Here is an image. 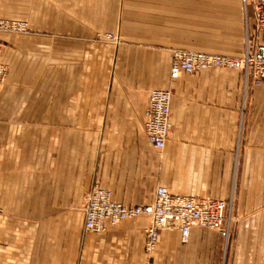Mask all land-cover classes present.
<instances>
[{
    "label": "crops",
    "instance_id": "0c3cea01",
    "mask_svg": "<svg viewBox=\"0 0 264 264\" xmlns=\"http://www.w3.org/2000/svg\"><path fill=\"white\" fill-rule=\"evenodd\" d=\"M217 1L0 0V17L35 31L0 32V264H264V82L220 68L170 79L174 49L264 45L252 0ZM195 10L216 12V25ZM157 89L172 96L160 154L144 129ZM94 185L127 206L152 204L160 186L231 200V238L194 227L184 243L163 230L148 255L149 216L86 232Z\"/></svg>",
    "mask_w": 264,
    "mask_h": 264
},
{
    "label": "built area",
    "instance_id": "2783aa9c",
    "mask_svg": "<svg viewBox=\"0 0 264 264\" xmlns=\"http://www.w3.org/2000/svg\"><path fill=\"white\" fill-rule=\"evenodd\" d=\"M259 29L264 28V0H252ZM244 5L247 0H243ZM0 32L27 35L31 33L29 24L22 20L0 17ZM105 38L120 44L119 35L109 33ZM212 68L243 72L246 82L260 86L264 82V45L254 50L247 48L242 55H220L188 49L172 51L170 79H179L183 74H192ZM9 76L7 65L0 61V84ZM172 96L169 90H153L145 112V135L148 142L160 154L173 128L171 120ZM85 231L102 233L124 221L140 216H149L151 225L146 229V253L151 255L158 244L160 232L178 230L182 242L189 240L194 227L223 233L226 241L231 238L233 222V202L215 199H195L174 195L168 188L156 189L152 204L127 206L116 202L112 191L94 185L84 202Z\"/></svg>",
    "mask_w": 264,
    "mask_h": 264
},
{
    "label": "rangeland",
    "instance_id": "374dc122",
    "mask_svg": "<svg viewBox=\"0 0 264 264\" xmlns=\"http://www.w3.org/2000/svg\"><path fill=\"white\" fill-rule=\"evenodd\" d=\"M194 2H195V9H197V7H196V4H199V3H210L211 5H213V4H217L218 3V1L217 0H194ZM242 2H243V0H242ZM226 3H229V0H226ZM244 4V3H243ZM199 9V8H198ZM217 13L216 12H213V11H209L208 13L207 12H200V11H194V20H195V22H196V20H203V22H205L206 23V21L207 22H210L209 20H211V22L209 23L210 25H216V23L217 22H215V21H213V20H216V18H214L215 16L214 15H216ZM202 15H204V16H202ZM4 19H7V18H4ZM16 20H19V19H16ZM22 21H25V20H22ZM25 22H27L28 24H29V26H30V28H31V33L30 34H27V35H33L34 33H35V31H34V29L31 27V25H30V23L28 22V21H25ZM217 30V29H216ZM227 30H229V29H227ZM231 31H233L232 29H230ZM109 33H112V32H106V33H100L99 34V37L103 40V41H105V42H109V43H112V44H114V45H116V46H119V45H121L122 43H124V37H123V35L120 33H112V34H115V35H119V37H120V44H115L114 42H111V41H109V40H107L106 38H105V35H107V34H109ZM14 34V33H13ZM16 35H21V36H27V35H22V34H16ZM179 49H181V48H179ZM191 49V48H190ZM175 50V49H174ZM192 51H203V52H208V53H216V52H213V51H206V50H195V49H191ZM6 65V64H5ZM7 67H8V69H9V66L7 65ZM9 73H10V69H9Z\"/></svg>",
    "mask_w": 264,
    "mask_h": 264
}]
</instances>
